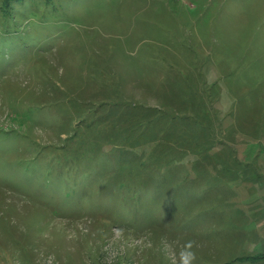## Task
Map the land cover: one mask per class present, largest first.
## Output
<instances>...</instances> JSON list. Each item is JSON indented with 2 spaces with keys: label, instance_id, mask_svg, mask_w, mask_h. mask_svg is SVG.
<instances>
[{
  "label": "rangeland",
  "instance_id": "1",
  "mask_svg": "<svg viewBox=\"0 0 264 264\" xmlns=\"http://www.w3.org/2000/svg\"><path fill=\"white\" fill-rule=\"evenodd\" d=\"M50 4L0 0V264H264V0Z\"/></svg>",
  "mask_w": 264,
  "mask_h": 264
},
{
  "label": "trees",
  "instance_id": "2",
  "mask_svg": "<svg viewBox=\"0 0 264 264\" xmlns=\"http://www.w3.org/2000/svg\"><path fill=\"white\" fill-rule=\"evenodd\" d=\"M46 1V4H48V5H44V7L45 8H47V11L46 12H48L49 14H54V13H56V12H54V10L55 11H58L57 9H55V6H52L51 4H50V1L51 0H45ZM21 2H23V0H5V3H6V6L8 7V8H11L10 6L11 5H13V4H15V3H21ZM6 21L8 22V21H10V18H8V19H6ZM36 22V21H35ZM12 26H16V25H13V24H11ZM8 27V25L6 24V28ZM44 28L45 27V25H42V24H39L38 25V28ZM41 34V33H40ZM42 35V34H41ZM40 35L39 34H37L34 38H33V43H36L35 42V40H41V38L39 37ZM71 155L69 156V158L68 157H66V159L68 160V161H66V162H68L72 167H74V168H77V169H79L80 167H78V162L75 160V159H73L72 161H69L71 158ZM97 165V164H96ZM94 168H92V167H88V166H85V167H83V168H85V170H82V172L83 173H88V174H91V175H93L94 176V178H90V179H85L84 177V179H80V180H74L75 179V177H71V178H69L68 177V175H66L67 176V178H68V180H66V179H64V178H61V181H60V184H63L64 182H67V183H69V180L71 181V183L74 185V187L72 188V189H69V194H71V195H68V196H72L73 198H74V201L75 200H79V201H82V200H85V199H87V196H89V194H87V192L89 191L88 190V187L89 186H87V185H89V184H91V183H94V181L98 178V176H99V173H100V170H96V167L95 166H93ZM93 172H95L94 174H92ZM62 173V170L60 171V174ZM87 174V175H88ZM62 176H65L64 174H61ZM126 189H129V188H126ZM116 192L117 191H114L113 193H107V194H109V196H111V197H113V196H116ZM67 193V194H68ZM107 194H105L106 196H108ZM114 198V197H113ZM137 201L138 200H136V201H133V204H138L137 203ZM94 203H99L97 200H95L94 201ZM127 203V202H126ZM126 203H123L121 206H124Z\"/></svg>",
  "mask_w": 264,
  "mask_h": 264
},
{
  "label": "clouds",
  "instance_id": "3",
  "mask_svg": "<svg viewBox=\"0 0 264 264\" xmlns=\"http://www.w3.org/2000/svg\"><path fill=\"white\" fill-rule=\"evenodd\" d=\"M186 251L182 253L181 264H194L196 259V254L192 251V242L189 241L188 244L185 246Z\"/></svg>",
  "mask_w": 264,
  "mask_h": 264
},
{
  "label": "bare ground",
  "instance_id": "4",
  "mask_svg": "<svg viewBox=\"0 0 264 264\" xmlns=\"http://www.w3.org/2000/svg\"><path fill=\"white\" fill-rule=\"evenodd\" d=\"M67 78H68V77H67ZM70 79H71V78H70ZM70 79H68V80H69V81H68L69 83H70ZM68 82H67V84H68Z\"/></svg>",
  "mask_w": 264,
  "mask_h": 264
}]
</instances>
